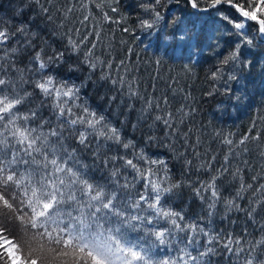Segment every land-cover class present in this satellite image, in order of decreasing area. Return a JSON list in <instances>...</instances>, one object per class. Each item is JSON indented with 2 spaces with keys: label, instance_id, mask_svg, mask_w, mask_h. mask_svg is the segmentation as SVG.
<instances>
[{
  "label": "trees",
  "instance_id": "1",
  "mask_svg": "<svg viewBox=\"0 0 264 264\" xmlns=\"http://www.w3.org/2000/svg\"><path fill=\"white\" fill-rule=\"evenodd\" d=\"M234 2L244 3L247 10L250 0ZM251 2L254 6L258 0ZM210 5L211 0H0V30L11 33L0 44V56L8 53L0 60V78L22 96L31 93L17 114L35 112L27 127L45 133L63 125L52 100L34 82L51 76L74 88L76 111L86 107L103 116L123 142L135 147L125 150L122 144L96 139L83 147L65 130L68 139L62 142L78 161L72 166L82 168L84 178L95 185L116 188L120 199L137 200L140 193L149 194L147 174L125 167L124 160L133 159L144 169L149 158L163 161L162 167L152 165L160 170L151 178L163 181L167 176L169 186L179 185L163 197L164 208L181 213L184 224L191 222L222 238L211 245L213 252L200 257L203 264H242L243 257L223 245L229 237L247 242L264 237V37L257 22L245 20L231 5L205 11ZM70 8L76 10L65 11ZM236 22H244L245 28L235 29ZM20 28L27 29L26 37ZM237 44L238 59L223 64ZM12 48L17 51L12 53ZM89 49L94 51V68L85 58ZM36 52L47 63L43 71L33 59ZM97 143L101 148L94 151ZM141 150L144 161L133 155ZM113 156L118 158L110 160ZM28 159L23 156V161ZM24 167L22 163L17 170ZM212 182L220 194L214 209L204 187ZM229 199L235 205L230 210L225 204ZM6 212L0 205V223L8 229L6 235L14 236L20 227ZM164 228L172 232L165 245L146 235L148 229ZM192 235L171 228L163 218L127 232L155 261L183 256L181 264H191L187 254L207 252L206 237L196 234L192 242ZM242 246L247 249L249 244Z\"/></svg>",
  "mask_w": 264,
  "mask_h": 264
},
{
  "label": "snow or ice",
  "instance_id": "2",
  "mask_svg": "<svg viewBox=\"0 0 264 264\" xmlns=\"http://www.w3.org/2000/svg\"><path fill=\"white\" fill-rule=\"evenodd\" d=\"M223 2L234 7L242 17L257 21L258 31L264 35V0H258L254 6L250 0L247 10L244 3L234 0ZM221 3L222 0H211L213 7ZM100 6L102 5H98ZM191 6L195 8L197 4L193 2ZM75 10L70 8L65 11ZM257 13H260L259 18ZM90 18L84 17L85 20ZM234 28L243 30L245 23L236 22ZM18 31L27 36L26 28H20ZM10 35V32L0 30V44L7 41ZM245 42L251 43L250 40ZM75 47L73 44V48ZM240 47L241 45L237 44L222 63L228 64L237 60ZM10 51L15 53L17 49L12 48ZM7 56L6 52L4 56H0V60H6ZM93 56L94 51L86 50L85 58L89 60V66L94 68L96 62L91 59ZM33 59L38 62V70L46 69L47 63L43 61L40 52H36ZM216 78L217 74L214 73L213 79ZM34 87L52 100L51 107L57 112L63 129L57 128L45 133L37 127H27V123L35 118L36 113H17L18 106L24 102L25 96H30L31 93L22 96L11 88L9 81L0 78V205L7 210L3 215L11 213L20 228L30 229L32 232L29 253L25 257L19 251V246L7 238L8 229L0 223V260L4 264H41V258L45 260V264H181L185 260L183 256L175 261H155L149 249L127 237V232L135 230L138 224L151 225L163 218L178 232L188 230L194 233L189 237L192 242L195 241L196 234L206 237L209 245L207 252H201L197 257L187 254L191 264H203L200 257L213 252L211 245L222 238L219 234L212 236L191 222L184 224L185 217L181 213L164 208L163 197L179 187L175 184L169 186L167 176L163 181L151 178L157 176L160 170L152 165L162 167L164 162L149 158L148 167L144 169L138 167L133 159L124 160L125 167L131 168L141 176L147 174L145 187L149 194L140 193L137 200L120 199L116 188L109 191L103 186L95 185L84 178L82 168L72 166V163L78 161L75 153L68 151L62 142L68 139L64 136V131L67 130L70 137L75 134L77 143L83 147H89L93 139L122 144L125 150L134 148L135 145L131 141L123 142L119 130L109 127L103 116H97L86 107L76 111L74 101L77 93L74 88L56 82L51 76L35 81ZM155 119L159 121L161 117L156 116ZM165 126H168L167 120ZM223 142L229 146L234 143L229 139H224ZM240 143L244 144L245 141L241 140ZM100 148L101 144L97 143L93 150L98 151ZM133 155L138 161L145 160L142 150L133 152ZM23 156H28L29 159L23 161ZM117 158L113 156L109 159L114 161ZM22 163L25 167L24 171L20 172L17 168ZM112 175L117 176L118 172L114 171ZM211 179L215 181L216 177ZM204 187L211 193L212 202L209 208L214 209L217 197L220 196L217 185L212 182ZM247 187L251 188L252 185ZM243 188L241 185L237 190V197ZM260 203L264 207V201ZM225 204L229 210L235 207L231 199L225 201ZM146 235L154 236L160 245H165L172 232L170 228L148 229ZM244 243L249 244L247 249L242 246ZM223 246L226 251L233 252L238 257L242 256V264H264V237L250 242L229 237Z\"/></svg>",
  "mask_w": 264,
  "mask_h": 264
},
{
  "label": "clouds",
  "instance_id": "3",
  "mask_svg": "<svg viewBox=\"0 0 264 264\" xmlns=\"http://www.w3.org/2000/svg\"><path fill=\"white\" fill-rule=\"evenodd\" d=\"M31 236H32V232L30 229L19 228L18 233L16 235L14 236L7 235V238L13 240L19 246V251L21 252V254L27 257L29 253V242ZM35 254L36 253H34V255ZM41 264H45V260L43 258H41Z\"/></svg>",
  "mask_w": 264,
  "mask_h": 264
},
{
  "label": "rangeland",
  "instance_id": "4",
  "mask_svg": "<svg viewBox=\"0 0 264 264\" xmlns=\"http://www.w3.org/2000/svg\"><path fill=\"white\" fill-rule=\"evenodd\" d=\"M221 4H228V3H226V2H223V0H222V3ZM208 9V8H207ZM206 9V10H207ZM205 10V11H206ZM257 15H258V18L260 17V13H257ZM242 18H244V17H242ZM245 20H248V21H251V22H257V21H253V20H250V19H247V18H244ZM258 24V23H257Z\"/></svg>",
  "mask_w": 264,
  "mask_h": 264
},
{
  "label": "bare ground",
  "instance_id": "5",
  "mask_svg": "<svg viewBox=\"0 0 264 264\" xmlns=\"http://www.w3.org/2000/svg\"><path fill=\"white\" fill-rule=\"evenodd\" d=\"M212 7H213V6H212V4H211V5L208 7V9H210V8H212ZM261 36L264 37V35H262V34H261Z\"/></svg>",
  "mask_w": 264,
  "mask_h": 264
}]
</instances>
